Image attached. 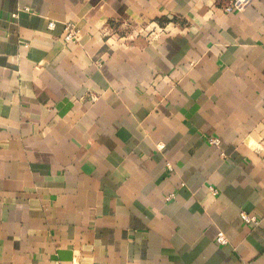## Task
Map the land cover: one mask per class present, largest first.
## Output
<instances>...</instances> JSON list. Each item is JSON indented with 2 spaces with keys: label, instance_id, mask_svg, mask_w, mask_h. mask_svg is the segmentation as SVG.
I'll use <instances>...</instances> for the list:
<instances>
[{
  "label": "crops",
  "instance_id": "obj_1",
  "mask_svg": "<svg viewBox=\"0 0 264 264\" xmlns=\"http://www.w3.org/2000/svg\"><path fill=\"white\" fill-rule=\"evenodd\" d=\"M230 2L0 0V264H264V0Z\"/></svg>",
  "mask_w": 264,
  "mask_h": 264
},
{
  "label": "built area",
  "instance_id": "obj_2",
  "mask_svg": "<svg viewBox=\"0 0 264 264\" xmlns=\"http://www.w3.org/2000/svg\"><path fill=\"white\" fill-rule=\"evenodd\" d=\"M251 1L252 0H231L228 7L223 9V12L226 14H230V13L235 12V11L241 12V11H243V9L245 7H247L250 4ZM53 26H54L53 23L49 24L50 28H52ZM65 29H66V34L64 36V42L66 44L78 43L80 33H79V30L77 29V27L75 25L69 24V25H66ZM96 98H97V94L94 93V94L90 95V100H96ZM208 142L210 145H213V146L219 145V141L217 139L210 138ZM168 170L170 171L171 167H168ZM173 197H174L173 195L168 196L166 198V201L172 200ZM240 218L247 225H255L256 226L258 224L257 220L254 217H251L245 213H241ZM216 241L221 245L226 244V241H225V239L221 233L218 234Z\"/></svg>",
  "mask_w": 264,
  "mask_h": 264
}]
</instances>
